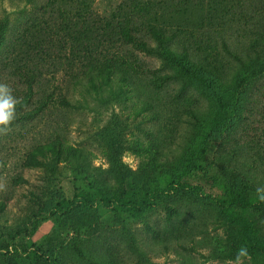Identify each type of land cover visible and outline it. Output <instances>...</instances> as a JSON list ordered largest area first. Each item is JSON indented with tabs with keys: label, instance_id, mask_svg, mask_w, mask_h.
<instances>
[{
	"label": "rangeland",
	"instance_id": "1",
	"mask_svg": "<svg viewBox=\"0 0 264 264\" xmlns=\"http://www.w3.org/2000/svg\"><path fill=\"white\" fill-rule=\"evenodd\" d=\"M120 1L93 0L90 9L108 14ZM40 2L0 0V83L8 84L20 101L15 119L0 131V264H34L37 246H48L58 264H264V259H252L238 225L228 222L211 199L168 197L144 215L113 210L101 199L116 192H123L124 200L135 197L147 182L162 187L194 160L184 180L227 202L245 200L240 212L252 220L264 243V73L256 64L243 69L218 47L226 33L229 49L241 53L252 35L242 24L253 21L251 14L258 16L248 1L239 4L241 10L232 8L244 14L222 17L227 26L215 38L218 58L231 61L225 76L232 74L240 99L179 76L166 79L156 103L152 88L138 78L128 82L114 76L92 84L82 69L64 60L56 65L36 59L34 77L27 82L26 69L10 60L17 49L12 39ZM176 2L154 4L168 10L166 3ZM143 35L153 48V39ZM198 45H186L192 60L213 51ZM132 53L129 59L139 61L133 69L180 75L155 55L136 48ZM27 83L32 93L24 103ZM46 94L50 104L37 111V101ZM62 96L68 106L58 102ZM159 105L167 106L160 114ZM56 137L80 155H49L39 166L23 165L36 145ZM152 144L159 146L156 158L146 150ZM117 165L124 178L117 175ZM72 198L82 203L53 215L57 202ZM19 226L26 231L9 241Z\"/></svg>",
	"mask_w": 264,
	"mask_h": 264
},
{
	"label": "trees",
	"instance_id": "2",
	"mask_svg": "<svg viewBox=\"0 0 264 264\" xmlns=\"http://www.w3.org/2000/svg\"><path fill=\"white\" fill-rule=\"evenodd\" d=\"M38 1H41L40 4L35 5V12L28 16L19 37L12 39L13 47L17 49L14 50L15 54L10 60L17 64V68L26 69L23 71L24 75L30 76L27 82H32L35 71L31 67H36L37 60L49 59L56 65L64 60L65 65L82 69L92 84L95 79L108 81L114 76H120L128 82L132 78H138L152 88L155 103L161 102L158 94L166 79L179 76L198 87L211 86L215 94L222 96L228 94L238 101L240 97L237 90L233 84L231 85L232 74L228 79L225 76L228 72L225 70L226 65L231 61L218 58L221 56L217 50L215 38L227 24L223 23L225 20L222 19L225 14L234 15L237 12L244 14L232 9L235 6L241 10L239 4L244 1H248L251 11L258 14L257 18L251 14L250 18L253 21L242 24L252 35L246 40L241 53L229 49L228 41L224 36L226 33L223 35V40L218 39V47L224 50L228 57L237 61L243 69L246 70L252 64H256L261 66L260 71L264 73V0H236L237 2L234 0H215L214 2L212 0H177L174 5L169 6L166 3L165 8L168 10L161 7L156 9L155 0H121L115 8L104 15H98L90 9V3L93 0ZM230 1L231 3L228 4ZM158 10L162 14L160 17H157ZM143 34L153 39L156 44L153 48L148 47V41ZM212 35L214 44L210 42ZM189 42L199 44L196 47L203 48V51H213H206L202 59L192 60L190 56L192 54H189L186 46ZM135 48L161 58L180 75L159 74L153 70L147 74L145 71L133 69L134 63L139 64L137 59V61L129 59V56H133L132 51ZM122 50L129 52V55H123ZM54 51L56 54L52 55ZM27 84L28 94L24 97V103L28 101L29 93H32L31 83ZM50 98L51 96L46 94L39 99L37 111L48 107ZM58 102L64 106L69 105L64 96L60 97ZM157 107L160 108L157 111L160 114L167 106ZM146 150L151 157L156 158L159 146L152 144ZM80 153L78 148L66 146L62 139L56 137L36 145L26 154L23 165L35 167L49 155L76 157ZM193 163L194 160L187 166L188 170H183L162 187L153 186L147 182L144 184L145 189L135 197L124 200L123 192H116L111 195L106 193L101 199L113 210H130L137 215L148 213L160 199L164 200L168 197H183L190 200L211 199L220 207V214L228 222L238 225L239 234L246 243L248 254L252 259H264V243L258 238L256 227L252 220L241 213L246 207L245 200L233 199L235 201L227 202L224 197L212 196L210 192H206L201 184L184 180V177L190 174L189 167ZM116 171L119 177L124 178L123 170L119 165L116 166ZM15 181L18 180L15 179ZM81 203L82 201L76 198L59 201L52 210L53 215H57L59 211L69 210V205ZM236 207H239V211ZM24 230L22 226H19L14 234L9 236V241ZM0 249L4 248L0 246ZM34 254L36 257L34 264H58L52 258L48 246L45 249L37 246Z\"/></svg>",
	"mask_w": 264,
	"mask_h": 264
},
{
	"label": "clouds",
	"instance_id": "3",
	"mask_svg": "<svg viewBox=\"0 0 264 264\" xmlns=\"http://www.w3.org/2000/svg\"><path fill=\"white\" fill-rule=\"evenodd\" d=\"M12 88L5 83H0V131H5L15 119L16 106L19 99L12 94ZM258 191H260L258 189ZM264 200V195L260 196Z\"/></svg>",
	"mask_w": 264,
	"mask_h": 264
}]
</instances>
